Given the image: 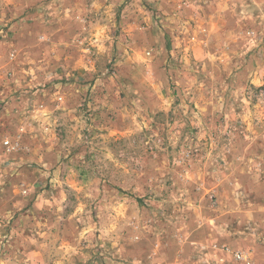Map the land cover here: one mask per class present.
Wrapping results in <instances>:
<instances>
[{
  "label": "rangeland",
  "instance_id": "374dc122",
  "mask_svg": "<svg viewBox=\"0 0 264 264\" xmlns=\"http://www.w3.org/2000/svg\"><path fill=\"white\" fill-rule=\"evenodd\" d=\"M0 264H264V0H0Z\"/></svg>",
  "mask_w": 264,
  "mask_h": 264
},
{
  "label": "clouds",
  "instance_id": "9594fccd",
  "mask_svg": "<svg viewBox=\"0 0 264 264\" xmlns=\"http://www.w3.org/2000/svg\"><path fill=\"white\" fill-rule=\"evenodd\" d=\"M18 53H13L12 55H11V60H15L16 59V55H17ZM2 67H7V65H3ZM14 75V77H15V73L13 74ZM51 77H49V79H50ZM16 83H17V86L19 87L20 86V81L19 80H16ZM45 131H47V129H45ZM3 143L4 144H8L9 143V140L8 139H5L4 141H3Z\"/></svg>",
  "mask_w": 264,
  "mask_h": 264
},
{
  "label": "built area",
  "instance_id": "2783aa9c",
  "mask_svg": "<svg viewBox=\"0 0 264 264\" xmlns=\"http://www.w3.org/2000/svg\"><path fill=\"white\" fill-rule=\"evenodd\" d=\"M8 140H9V139H8ZM6 146H7V147H10V148H11V147H12V148H14V146L12 145V143H11V141H10V140H9V143H8V144H6ZM240 257H241V256H240Z\"/></svg>",
  "mask_w": 264,
  "mask_h": 264
}]
</instances>
